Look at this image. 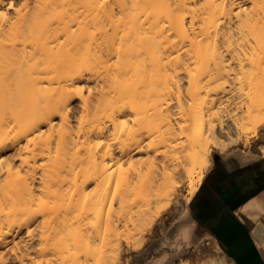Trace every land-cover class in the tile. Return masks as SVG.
<instances>
[{
	"label": "bare ground",
	"instance_id": "6f19581e",
	"mask_svg": "<svg viewBox=\"0 0 264 264\" xmlns=\"http://www.w3.org/2000/svg\"><path fill=\"white\" fill-rule=\"evenodd\" d=\"M263 124L264 0H0V264H108Z\"/></svg>",
	"mask_w": 264,
	"mask_h": 264
},
{
	"label": "crops",
	"instance_id": "0c3cea01",
	"mask_svg": "<svg viewBox=\"0 0 264 264\" xmlns=\"http://www.w3.org/2000/svg\"><path fill=\"white\" fill-rule=\"evenodd\" d=\"M260 145L264 146V129L247 145L223 152L216 149L212 155L190 215L194 221L195 212L201 211L199 221L217 237L226 255L206 259L219 256L227 258L228 264H264V152Z\"/></svg>",
	"mask_w": 264,
	"mask_h": 264
},
{
	"label": "water",
	"instance_id": "95a60500",
	"mask_svg": "<svg viewBox=\"0 0 264 264\" xmlns=\"http://www.w3.org/2000/svg\"><path fill=\"white\" fill-rule=\"evenodd\" d=\"M238 145L247 144L240 143L230 148H234ZM215 150L216 149H212L211 158ZM204 175L205 171L202 180L197 184L195 193L188 195L187 198H179L181 203L176 204V210L173 211V213L166 214L158 223L163 233L159 234L157 230H155L149 242L143 246L141 250L133 253V259L130 264H172L175 260L183 258L190 253V248L193 246L204 245L209 240H213L214 244L211 248L203 249L201 251L203 254L212 252L225 254V250L217 241V237L208 232V226L204 227L202 225L201 218L199 221L201 211L195 212L194 221L190 215V209L197 204L200 198V186L204 179ZM184 228H186L187 235H184Z\"/></svg>",
	"mask_w": 264,
	"mask_h": 264
},
{
	"label": "rangeland",
	"instance_id": "374dc122",
	"mask_svg": "<svg viewBox=\"0 0 264 264\" xmlns=\"http://www.w3.org/2000/svg\"><path fill=\"white\" fill-rule=\"evenodd\" d=\"M78 102H76L75 108L78 107ZM264 128V124L258 127L257 135L261 129ZM255 136H251L249 138L244 137L243 139L240 140V142H237L235 144H231L228 146L226 149L230 148L231 146L240 144V143H245L248 144L251 139L255 138ZM260 145V150H261ZM216 149V148H213ZM197 181V178H196ZM189 193V186L186 180L182 179L180 182L179 187L174 190V193L171 195V200L168 208L164 210L161 214L158 216H155L158 208L163 205L164 201H159L158 203L151 202L148 205L144 206V211L142 215L140 216V219L137 220L133 225H130L129 228L125 227H119L116 229V233L111 237V240L109 242L108 250H107V260L108 264H112L113 261H116V264H130L132 259H133V253L138 252L139 250L142 249L143 246H145L151 236L155 232V225L158 224L161 220V218L169 214L172 210H176L177 205L180 204L179 198H187ZM192 195V194H191ZM155 216V219L153 222H151V218ZM159 234L163 233L161 231V228H158ZM25 230H23L20 235L24 234ZM146 240V242H145ZM145 242V243H144ZM144 245L142 246V244ZM214 243L211 242L210 240L207 241L204 245L201 246H193L190 248V253H188L186 256L183 258H179L175 260L172 264H178L179 261H183L185 259H188L186 264H198L201 263L202 261H205L209 256L213 255H220L222 253H217V252H212V253H205L203 254L201 251L206 248H211ZM142 246L140 249L139 247ZM139 249V250H138ZM136 250V251H133ZM207 260V259H206ZM226 261H229L226 258ZM7 264H17L16 261L11 260Z\"/></svg>",
	"mask_w": 264,
	"mask_h": 264
}]
</instances>
